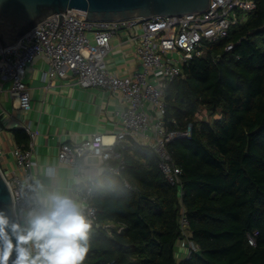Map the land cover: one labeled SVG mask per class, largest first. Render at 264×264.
<instances>
[{"label":"trees","instance_id":"16d2710c","mask_svg":"<svg viewBox=\"0 0 264 264\" xmlns=\"http://www.w3.org/2000/svg\"><path fill=\"white\" fill-rule=\"evenodd\" d=\"M256 1L257 11L228 38L203 42V54L166 93L169 125L193 126L192 137L168 151L182 170L190 239L199 251L176 260L178 189L154 149L131 139L116 147L120 174L106 172L96 182L99 227L83 264H264V0ZM16 138L27 147L25 132Z\"/></svg>","mask_w":264,"mask_h":264},{"label":"built area","instance_id":"2783aa9c","mask_svg":"<svg viewBox=\"0 0 264 264\" xmlns=\"http://www.w3.org/2000/svg\"><path fill=\"white\" fill-rule=\"evenodd\" d=\"M257 9L256 0H210L208 9L202 13L118 21H91L86 19L83 11L68 10L62 14V19L53 15L43 21L22 39L21 45L5 51L0 47L3 56L0 77L11 81V95L24 110L31 109L30 91L25 83L26 70L41 55L49 61L46 73L49 87L56 80L71 78L81 89L102 88L112 94H121L125 108L119 113L122 131L115 137V142L107 143L103 136L95 135L80 145H63L59 162L79 167L80 160L96 158L106 166L107 172L118 175L125 165L116 147L131 139H141V144L154 149L162 174L178 189L181 206L178 244L186 248V259H189L199 247L190 239V222L182 199V170L174 163L168 146L179 139H190L193 126L173 129L165 119L168 85L182 76L184 66L203 54V42L225 40L235 26L246 22ZM132 30L140 31L137 57L141 69L121 77L109 70L107 57L112 49V39ZM233 47L229 45L226 51ZM148 105L152 114L148 112ZM27 131L34 139L35 134ZM31 155L30 150L16 148L14 157L21 175L10 181L4 174L12 191L15 211L25 207L23 185L33 178ZM114 162H118L117 166ZM95 187V183L88 182L78 192L85 213L92 221V230L99 227L98 212L93 205ZM249 243L254 246V239L249 237Z\"/></svg>","mask_w":264,"mask_h":264},{"label":"crops","instance_id":"0c3cea01","mask_svg":"<svg viewBox=\"0 0 264 264\" xmlns=\"http://www.w3.org/2000/svg\"><path fill=\"white\" fill-rule=\"evenodd\" d=\"M139 33V30H132L112 39V49L107 57L108 68L112 73L126 77L141 69L137 57ZM0 59H3L1 52ZM48 69L49 61L41 55L26 70L25 83L31 96L30 110L19 108L18 102L11 95V81L0 77V169L10 181L14 176L21 175L14 151L16 148L30 150L34 163L33 178H40L43 170L48 167H55L58 181L64 189H82L88 182L96 184L107 172L106 166L101 163L99 174H93L92 179L87 180L78 166L59 162L60 148L63 145H80L95 135L103 136L107 143L115 142V137L122 131L119 113L125 108V103L121 94H112L102 88L81 89L71 78L56 80L49 87L46 82ZM147 108L152 114L151 106ZM17 130L29 136L26 148L18 143ZM27 130L35 134L34 139ZM137 142L141 143V139ZM88 159L93 164L98 160ZM186 256V248L177 243L176 260L181 262Z\"/></svg>","mask_w":264,"mask_h":264},{"label":"clouds","instance_id":"9594fccd","mask_svg":"<svg viewBox=\"0 0 264 264\" xmlns=\"http://www.w3.org/2000/svg\"><path fill=\"white\" fill-rule=\"evenodd\" d=\"M101 163L85 158L79 171L91 180ZM23 188L25 207L13 216L0 209V264H83L92 221L76 194L82 189H64L55 167Z\"/></svg>","mask_w":264,"mask_h":264},{"label":"water","instance_id":"95a60500","mask_svg":"<svg viewBox=\"0 0 264 264\" xmlns=\"http://www.w3.org/2000/svg\"><path fill=\"white\" fill-rule=\"evenodd\" d=\"M210 0H0V47L21 45L22 39L43 21L68 10H80L91 21H118L156 16L202 13ZM0 209L13 216L9 183L0 169Z\"/></svg>","mask_w":264,"mask_h":264},{"label":"rangeland","instance_id":"374dc122","mask_svg":"<svg viewBox=\"0 0 264 264\" xmlns=\"http://www.w3.org/2000/svg\"><path fill=\"white\" fill-rule=\"evenodd\" d=\"M205 114L203 113V116H204Z\"/></svg>","mask_w":264,"mask_h":264}]
</instances>
